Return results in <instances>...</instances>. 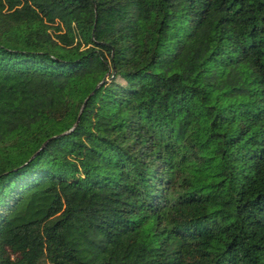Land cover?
Masks as SVG:
<instances>
[{
    "label": "trees",
    "instance_id": "obj_1",
    "mask_svg": "<svg viewBox=\"0 0 264 264\" xmlns=\"http://www.w3.org/2000/svg\"><path fill=\"white\" fill-rule=\"evenodd\" d=\"M0 264H264V0H0Z\"/></svg>",
    "mask_w": 264,
    "mask_h": 264
},
{
    "label": "rangeland",
    "instance_id": "obj_2",
    "mask_svg": "<svg viewBox=\"0 0 264 264\" xmlns=\"http://www.w3.org/2000/svg\"><path fill=\"white\" fill-rule=\"evenodd\" d=\"M66 249L64 247H62L60 249V254H59V261H62L64 255H65Z\"/></svg>",
    "mask_w": 264,
    "mask_h": 264
},
{
    "label": "water",
    "instance_id": "obj_3",
    "mask_svg": "<svg viewBox=\"0 0 264 264\" xmlns=\"http://www.w3.org/2000/svg\"><path fill=\"white\" fill-rule=\"evenodd\" d=\"M85 104H86V101H85V103H84V105H83V107H82V110L84 109ZM82 110H81V111H82Z\"/></svg>",
    "mask_w": 264,
    "mask_h": 264
}]
</instances>
